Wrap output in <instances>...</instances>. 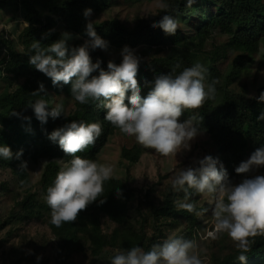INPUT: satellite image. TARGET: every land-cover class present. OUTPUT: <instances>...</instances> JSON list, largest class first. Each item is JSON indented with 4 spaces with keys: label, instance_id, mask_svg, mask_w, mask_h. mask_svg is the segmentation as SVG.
Instances as JSON below:
<instances>
[{
    "label": "trees",
    "instance_id": "1",
    "mask_svg": "<svg viewBox=\"0 0 264 264\" xmlns=\"http://www.w3.org/2000/svg\"><path fill=\"white\" fill-rule=\"evenodd\" d=\"M114 1H10L14 9L21 8L24 11L26 24L20 32L22 48H17L7 38L0 40L4 47V52L0 51V78L8 83V86L0 91V145L9 146L13 153L11 160L0 157V167L10 169L20 185L29 183L28 173L25 168H20L21 163L25 160L37 161L43 158L46 162L40 174L39 189L41 194L46 195L47 188L53 184L58 171L62 168L60 161L67 162L71 159L65 155L57 142L48 138L55 129L72 120L101 123L103 134L96 140L95 145L78 153L84 158L95 161L108 136L118 129L104 120L106 109L101 106L102 102L79 104L71 97L70 84L53 86L51 78L29 64V55L34 54L31 45L35 40L41 43L42 48H46L60 38V34L52 29L55 23H63L87 40L86 24L92 20L90 17L85 18L84 11L90 8L92 13H99ZM161 1L168 5L167 9L159 7L154 16L138 19L132 28H127L114 17L92 22L97 34L113 47L134 48L139 44H145L154 46L158 51L163 45H167L175 51L174 55L139 58L140 64L136 78L142 97H146L152 90L156 76L167 73L177 75L185 67L196 63L214 30L228 36L226 46L239 53L223 75L215 64L219 58L226 55L223 47L222 49L215 47L212 55H205L199 61L208 69L205 83L211 84L213 80L217 81L215 99L207 100L198 110L185 113L195 116L196 126L200 131L208 134L212 149L207 155L218 158L217 167L220 168L223 165L228 180L232 184H237L244 174H237L236 167L247 160L256 148L264 146V120H257V117L264 112V102L258 101L261 92H264V84L258 86L255 94L250 97L230 91L227 86L241 70L243 56L258 49L259 37L264 35V0H196L191 7L186 6V0ZM39 9L45 10L46 13H40ZM164 15H170L179 22V28L174 35H166L159 27H152ZM80 45L82 44L69 43V47ZM89 51L93 63L99 59L102 62L101 68L104 70H107L109 60L116 64L122 61V59H109L99 49ZM173 69H175L174 72ZM98 74V70L93 73V75ZM44 82H46L44 85L46 93H41L42 96H33L31 93ZM51 94L55 97L65 95L72 100V108L67 114L56 119L49 117L47 123L42 124L28 105L30 102L44 98L51 110V107L55 106ZM126 95L130 96L131 91L129 90ZM125 103H128L127 99ZM13 112L19 115H13ZM25 117L31 119L27 120ZM21 150L22 156L16 159L15 154ZM146 150L150 149L143 148L135 141L130 147L121 148L120 157L132 164ZM195 167H198V162ZM1 186L5 187L3 184ZM117 190L120 192L119 196ZM189 191L190 196L188 200H185V193L174 191L171 181L163 190L159 204L153 205L152 200H149L151 188L145 189L143 195L150 202V215L153 220L152 232L146 235L141 229H135L129 222V201L133 195V189L127 186L125 179L113 177L104 183V195L101 199L105 202L100 204L99 199L93 202L86 210L79 213L76 221L56 227L51 223V215L48 216L46 223L55 239L57 255L61 259L74 254L92 258L99 255L106 247L122 252L133 246H140L148 251L153 245L162 244L168 239L165 226L172 227L179 224L182 228L171 237L195 240L202 216L210 205L205 206L200 203L202 194ZM181 200H183L182 203H194L196 211L201 214L196 215L182 209L179 206L182 203H178ZM17 204L25 209L23 218H41L46 207L45 203L37 202L35 192H27ZM105 220L115 223V227L109 232L103 229ZM238 255L239 252L235 248L221 257H214L211 264H241L237 260ZM247 255L245 264H264V236L254 238Z\"/></svg>",
    "mask_w": 264,
    "mask_h": 264
},
{
    "label": "clouds",
    "instance_id": "2",
    "mask_svg": "<svg viewBox=\"0 0 264 264\" xmlns=\"http://www.w3.org/2000/svg\"><path fill=\"white\" fill-rule=\"evenodd\" d=\"M194 3L196 0H186L187 7ZM160 7L167 9L168 5L161 3ZM83 14L87 19L92 9H86ZM152 27H159L166 35H174L179 22L170 15H164ZM86 34L88 39L78 47H69L68 41L72 37L67 32L46 48L35 40L31 45L34 54L29 55V64L51 78L53 86L70 84L71 97L79 104L102 102L101 106L106 109L104 120L121 133L134 137L143 148L174 158L181 151L190 150V142L200 134V130L194 123L195 116L183 121L181 117L186 111L198 110L207 100L215 99L217 81L205 83L208 69L196 62L177 75L160 74L155 77L152 90L142 97L136 78L140 59L134 52L125 46L121 51L122 61L116 64L109 60L107 70H104L99 59L93 63L89 50H107L108 42L97 34L90 20L86 24ZM97 70L99 74L93 75ZM129 90L131 95L127 96ZM41 93H46L43 83L31 94L42 96ZM126 99L128 103H125ZM258 101L264 102V92H261ZM28 106L42 124L47 123L49 117L56 119L65 115L63 104L58 103L49 110L44 98L30 102ZM257 120H264V112ZM102 134L103 127L99 122L72 120L52 131L48 137L58 143L66 156L71 157L58 171L44 196L51 210V223L56 227L76 221L79 213L98 199L100 204L105 202L101 199L104 183L113 178L114 166L78 155L94 146ZM21 156L22 150L15 154L16 159ZM0 157L13 159L11 148L0 145ZM218 164V158L207 155L198 161V167L179 169L172 179V188L177 192L183 191L185 200L190 196L189 190L215 196L212 209L214 230L207 235L215 240L221 234H227L239 252L237 260L245 264L254 238L264 236V175H248L264 168V146L256 148L247 160L236 167L237 174L245 175L237 184L228 180L223 165L218 168ZM20 168L27 169L26 162L21 163ZM179 206L189 213L201 214L192 202ZM197 249L194 240L169 237L148 251L133 246L118 252L111 258L110 264H204ZM39 259L41 257H37Z\"/></svg>",
    "mask_w": 264,
    "mask_h": 264
},
{
    "label": "rangeland",
    "instance_id": "3",
    "mask_svg": "<svg viewBox=\"0 0 264 264\" xmlns=\"http://www.w3.org/2000/svg\"><path fill=\"white\" fill-rule=\"evenodd\" d=\"M11 0H0V40L7 38L15 44L17 48H22L20 42V32L24 25V11L14 9L10 4ZM162 3L161 0H115L110 6L100 11L92 13L90 19L93 22H100L109 18H117L127 28H132L140 18L152 17ZM40 13H46L39 9ZM52 29L60 34L67 32L71 34L69 43L83 44L85 39L66 27L63 23L57 22ZM228 36L217 30L212 32L211 38L205 43L196 62L203 56L212 55L215 47H222L226 50L225 56L219 58L215 64L220 74L223 75L233 63V59L239 53L226 46ZM138 58L148 59L152 56L175 54V51L167 45H163L158 51L154 46L139 44L130 48ZM101 50V49H99ZM0 51L4 52V47L0 42ZM109 59H122V49L111 46L108 43L107 50H101ZM242 68L236 78L227 86L230 91L241 93L245 97L255 94L258 86L264 84V35L259 37L257 51L247 53L243 56ZM15 85V83L13 84ZM46 85V82L43 83ZM8 86L5 79L0 78V91ZM53 98V104H63L64 114L72 108V100L65 95ZM60 100V101H58ZM55 107V106H54ZM191 116L185 113L181 121ZM134 137H129L115 130L107 138L97 154V161L102 164L114 166V176L125 179L127 186L133 189V195L129 201L130 224L138 230H142L146 235L152 232L150 213V202L153 205L159 204L161 194L179 169L195 167L200 158L207 155L212 145L208 134L200 131V134L190 142V150H183L174 157H164L154 150L143 151L135 163L129 164L120 157L122 147H130L135 143ZM27 164L29 183L20 185L16 177L8 168L0 167V264H105L110 263L111 258L119 251L106 247L99 255L88 258L82 254H74L66 259H61L55 250V239L50 232L46 219L51 215V210L44 200L39 189V178L46 162L39 158L37 161L25 160ZM62 167L66 162L60 161ZM251 175H264V168H260ZM245 178L243 175L241 181ZM240 181V182H241ZM1 184H3L2 187ZM150 187L149 200L144 198L145 189ZM27 192H35L38 203H45L46 207L41 218L22 217L25 209L17 204ZM200 203L210 205L202 216L201 226L197 228L196 241L198 253L204 264H211L214 257H221L235 249L234 242L227 236L221 234L218 239L213 240L207 233L214 230V220L212 209L215 203V196L201 195ZM181 200L178 203H182ZM10 216V217H9ZM9 217V219H8ZM141 225V226H140ZM115 223L106 221L103 223L105 232H109ZM182 228V225L165 226L167 237H171ZM37 257L41 259L37 260Z\"/></svg>",
    "mask_w": 264,
    "mask_h": 264
}]
</instances>
